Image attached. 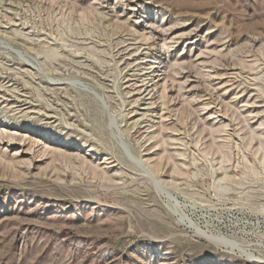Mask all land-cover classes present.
Here are the masks:
<instances>
[{"label":"rangeland","instance_id":"1","mask_svg":"<svg viewBox=\"0 0 264 264\" xmlns=\"http://www.w3.org/2000/svg\"><path fill=\"white\" fill-rule=\"evenodd\" d=\"M0 264H264V0H0Z\"/></svg>","mask_w":264,"mask_h":264},{"label":"bare ground","instance_id":"2","mask_svg":"<svg viewBox=\"0 0 264 264\" xmlns=\"http://www.w3.org/2000/svg\"><path fill=\"white\" fill-rule=\"evenodd\" d=\"M170 47L171 46L168 45V48H170ZM32 63H34V62H32ZM150 75H151L150 71L148 73H145V74L143 73L144 78H143V83L141 84V86H142V89H144L142 93L146 92L145 97L143 99H150L149 103L151 105H154L157 103V101L155 100V97H154L155 96V92H154V88H153L154 83H152V78ZM146 96H150V97L146 98ZM143 170L146 172L145 168H143ZM203 233L205 234V238L208 237L211 241L215 242L216 244L229 245L231 243L230 241H228L226 238H224L222 236H218V235H214V234H207L205 232H203ZM229 246L231 247L232 245H229Z\"/></svg>","mask_w":264,"mask_h":264}]
</instances>
